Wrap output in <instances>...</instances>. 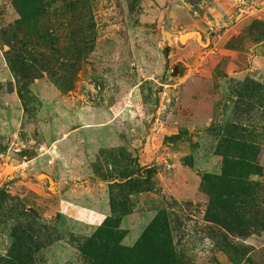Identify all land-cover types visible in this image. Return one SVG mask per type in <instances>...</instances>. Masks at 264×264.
Returning <instances> with one entry per match:
<instances>
[{
  "label": "rangeland",
  "instance_id": "374dc122",
  "mask_svg": "<svg viewBox=\"0 0 264 264\" xmlns=\"http://www.w3.org/2000/svg\"><path fill=\"white\" fill-rule=\"evenodd\" d=\"M0 264H264V0H0Z\"/></svg>",
  "mask_w": 264,
  "mask_h": 264
},
{
  "label": "water",
  "instance_id": "95a60500",
  "mask_svg": "<svg viewBox=\"0 0 264 264\" xmlns=\"http://www.w3.org/2000/svg\"><path fill=\"white\" fill-rule=\"evenodd\" d=\"M157 31L163 37L166 47H172L174 45V40H176L177 45L182 46L188 39L194 38L195 42L200 45H206L202 43V36L198 31H189L184 34H178L172 32L165 23L164 11H159V16L157 18ZM177 66L173 67L172 75L175 73ZM48 180L49 188L53 185V181L46 174H40Z\"/></svg>",
  "mask_w": 264,
  "mask_h": 264
},
{
  "label": "trees",
  "instance_id": "16d2710c",
  "mask_svg": "<svg viewBox=\"0 0 264 264\" xmlns=\"http://www.w3.org/2000/svg\"><path fill=\"white\" fill-rule=\"evenodd\" d=\"M167 49V48H166ZM67 63V65L66 66H61V69H62V71L63 72H65V73H70L71 71H72V63H73V58L70 56L69 58H68V61L66 62ZM66 79V78H65ZM64 79V80H65ZM64 83V82H63Z\"/></svg>",
  "mask_w": 264,
  "mask_h": 264
}]
</instances>
